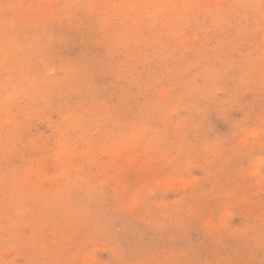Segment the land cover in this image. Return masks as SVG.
I'll use <instances>...</instances> for the list:
<instances>
[{"label":"rangeland","instance_id":"1","mask_svg":"<svg viewBox=\"0 0 264 264\" xmlns=\"http://www.w3.org/2000/svg\"><path fill=\"white\" fill-rule=\"evenodd\" d=\"M0 264H264V0H0Z\"/></svg>","mask_w":264,"mask_h":264}]
</instances>
